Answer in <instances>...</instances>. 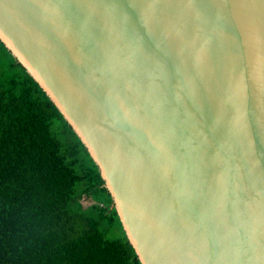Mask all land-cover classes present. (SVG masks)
<instances>
[{
	"label": "water",
	"instance_id": "95a60500",
	"mask_svg": "<svg viewBox=\"0 0 264 264\" xmlns=\"http://www.w3.org/2000/svg\"><path fill=\"white\" fill-rule=\"evenodd\" d=\"M0 40L142 264H264V0H0Z\"/></svg>",
	"mask_w": 264,
	"mask_h": 264
},
{
	"label": "trees",
	"instance_id": "16d2710c",
	"mask_svg": "<svg viewBox=\"0 0 264 264\" xmlns=\"http://www.w3.org/2000/svg\"><path fill=\"white\" fill-rule=\"evenodd\" d=\"M0 264H142L99 166L1 40Z\"/></svg>",
	"mask_w": 264,
	"mask_h": 264
},
{
	"label": "rangeland",
	"instance_id": "374dc122",
	"mask_svg": "<svg viewBox=\"0 0 264 264\" xmlns=\"http://www.w3.org/2000/svg\"><path fill=\"white\" fill-rule=\"evenodd\" d=\"M82 201H83L84 205L87 206V205H89L91 203L92 200L84 198Z\"/></svg>",
	"mask_w": 264,
	"mask_h": 264
}]
</instances>
